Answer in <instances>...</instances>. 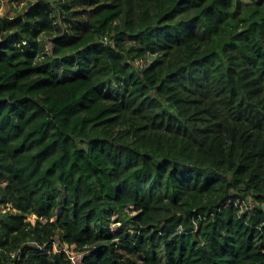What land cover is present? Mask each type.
<instances>
[{
	"label": "trees",
	"instance_id": "16d2710c",
	"mask_svg": "<svg viewBox=\"0 0 264 264\" xmlns=\"http://www.w3.org/2000/svg\"><path fill=\"white\" fill-rule=\"evenodd\" d=\"M251 1L55 0L50 52L44 4L0 19V264H71L54 239L80 264H264V0ZM110 79L128 94H102Z\"/></svg>",
	"mask_w": 264,
	"mask_h": 264
},
{
	"label": "rangeland",
	"instance_id": "374dc122",
	"mask_svg": "<svg viewBox=\"0 0 264 264\" xmlns=\"http://www.w3.org/2000/svg\"><path fill=\"white\" fill-rule=\"evenodd\" d=\"M239 2L245 6L250 4L252 1L239 0ZM37 4H44L45 8L51 10L50 16L53 20V25L55 26V29L52 30L51 34L41 32L37 36L36 40L39 43L37 46V50H41L42 52H50L51 37L57 35L58 31L56 26H58L59 28L65 27L60 19L61 17L55 5V0H0V19H13L17 16H22ZM156 55L157 54H147L143 59L136 60L135 64L140 69L144 68L156 58ZM38 56H40L39 58H42L40 52ZM99 90L104 95L120 100L128 94L129 87L124 79H110L105 84L100 86ZM9 209L10 205H7V207H3L2 205H0V214L8 211ZM127 210H129V212L131 211L130 209ZM36 220L37 217L35 215L30 214L26 217V221L30 222L31 224H35ZM41 221L44 222L43 220ZM117 226H119V223L114 222V220H112L109 225L112 232L116 230Z\"/></svg>",
	"mask_w": 264,
	"mask_h": 264
},
{
	"label": "built area",
	"instance_id": "2783aa9c",
	"mask_svg": "<svg viewBox=\"0 0 264 264\" xmlns=\"http://www.w3.org/2000/svg\"><path fill=\"white\" fill-rule=\"evenodd\" d=\"M19 251L20 250H18L17 253H19ZM51 251L55 252V253L65 254L69 258L71 264H80V261L83 258V254L75 252L73 245L68 246L65 243H60V241L58 239H56V240L54 239L51 242V248H50V250H48V252H51ZM10 255H11V257H15L16 253L12 252V253H10ZM14 264H17V263H14Z\"/></svg>",
	"mask_w": 264,
	"mask_h": 264
}]
</instances>
